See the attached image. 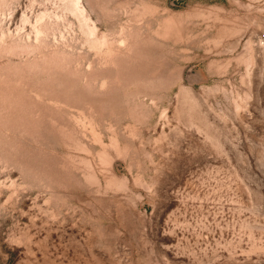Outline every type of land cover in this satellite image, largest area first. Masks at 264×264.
<instances>
[{
	"label": "rangeland",
	"instance_id": "obj_1",
	"mask_svg": "<svg viewBox=\"0 0 264 264\" xmlns=\"http://www.w3.org/2000/svg\"><path fill=\"white\" fill-rule=\"evenodd\" d=\"M0 264H264V0H0Z\"/></svg>",
	"mask_w": 264,
	"mask_h": 264
}]
</instances>
